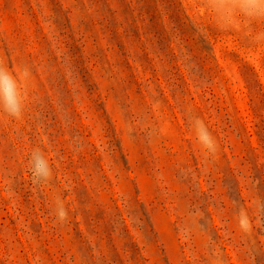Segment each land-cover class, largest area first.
I'll return each mask as SVG.
<instances>
[{
    "label": "rangeland",
    "instance_id": "rangeland-1",
    "mask_svg": "<svg viewBox=\"0 0 264 264\" xmlns=\"http://www.w3.org/2000/svg\"><path fill=\"white\" fill-rule=\"evenodd\" d=\"M0 62L30 69L0 111V264H264V43L201 0H0Z\"/></svg>",
    "mask_w": 264,
    "mask_h": 264
},
{
    "label": "clouds",
    "instance_id": "clouds-1",
    "mask_svg": "<svg viewBox=\"0 0 264 264\" xmlns=\"http://www.w3.org/2000/svg\"><path fill=\"white\" fill-rule=\"evenodd\" d=\"M203 6L213 17L220 31H239L253 44L264 43V31H254L253 25L264 22V0H201ZM30 77L27 66L18 70H9L0 62V111L14 119H20L27 98L24 82ZM190 126L196 134L198 143L209 155H215L218 145L207 125L199 117H189ZM129 131H132L131 126ZM29 171L32 182L40 185L52 178V168L47 158L39 149H33L29 158ZM257 208L264 214V202L258 203ZM55 216L59 222L68 218V209L62 200L56 199ZM238 224L241 230L251 229V219L243 207L239 209Z\"/></svg>",
    "mask_w": 264,
    "mask_h": 264
}]
</instances>
